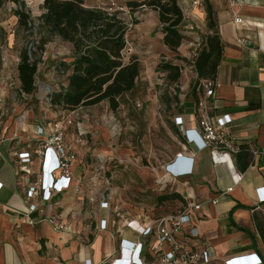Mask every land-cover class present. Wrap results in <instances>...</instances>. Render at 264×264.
<instances>
[{
  "label": "crops",
  "instance_id": "obj_1",
  "mask_svg": "<svg viewBox=\"0 0 264 264\" xmlns=\"http://www.w3.org/2000/svg\"><path fill=\"white\" fill-rule=\"evenodd\" d=\"M194 2L192 0L190 5L186 1L187 11L197 5ZM210 2L217 12L224 52L215 79V95L209 102L215 116L231 117L227 125L229 135L239 147H248L249 153L242 157L241 164L238 163V152L233 153V167H230L225 163L214 164L208 150H198L195 155L186 151L185 135L175 118L182 116L185 128H197L195 104L170 117L169 130L174 144L167 157L162 154V160L157 158L161 166L135 169L147 189L178 193L181 198L158 201L152 206L155 213L148 215L144 209L119 199L122 188L113 186L110 187L111 203L119 204L129 219L141 218L142 222L167 213L164 209L167 204H173L174 209L169 211L173 212L191 201L203 203L200 210L193 212V223L205 243L214 247L215 259L211 264H225L230 258L248 253H257L264 260V240L254 220V214H257L264 221V201L260 200L259 191L264 187V0H237V5H231L230 0ZM88 6L101 7L100 3ZM152 12L151 21L156 24L159 14L155 9ZM201 13L205 18L204 8ZM241 38L246 39L245 44L239 42ZM183 46L184 43L179 47L181 52ZM251 105L257 108L249 109ZM26 121L18 122L12 135L0 138V264H89L88 260L92 264H103L113 260L118 256L121 240L137 241L138 234L112 223L111 208H100L105 189L96 183L87 186L89 173L84 160L79 158L74 166L77 176L82 179L79 186L73 185L55 194L50 202L40 201L44 211L27 215V190L38 179L41 169V158L36 154L39 144L33 130L36 124L46 122L32 125ZM83 143H77L76 147L79 149ZM22 151L33 154L30 162L20 161L18 153ZM181 152L195 157L194 173L174 180L165 168ZM245 162L249 164L243 168L241 165ZM23 166L26 168L22 169ZM234 172L243 174L242 182L236 186L232 180ZM164 176L173 180L160 185L157 179ZM232 186L233 190L226 192ZM215 198L219 200L217 204L212 203ZM51 215L65 224L64 230L53 227L48 221ZM28 217L35 223L29 224ZM101 218L109 219L107 230H99ZM231 221L250 230L254 239ZM140 239L143 245L137 250L139 262L158 264L152 251L156 238Z\"/></svg>",
  "mask_w": 264,
  "mask_h": 264
},
{
  "label": "rangeland",
  "instance_id": "obj_2",
  "mask_svg": "<svg viewBox=\"0 0 264 264\" xmlns=\"http://www.w3.org/2000/svg\"><path fill=\"white\" fill-rule=\"evenodd\" d=\"M21 1L30 11L34 24L38 25L39 17L44 12V1ZM84 1L86 5L95 6L99 3L100 6H107L108 3V0ZM186 1L192 5V0H179L184 14H187L180 25L185 37L182 49L185 55L178 49L185 60L178 59L175 52L164 46L160 22L154 24L151 21L153 8L140 7L120 12V16L129 24L124 55L127 60L133 54L138 56L141 74L135 89L121 98V105L116 111L110 108L106 100L75 110L52 105L47 97L68 81L69 71L65 70L62 62L73 60V44L58 36H48L37 27L25 30L15 14L19 4L12 0L3 1L0 5V138L12 135L20 121L27 120L33 125L69 116L74 122H80L85 132L82 136L84 143L78 149L79 158L84 160L89 173L86 177L88 185L86 182L85 185L93 186L96 183L103 188L119 186L122 188L119 199L134 204L140 210L144 209L148 215L155 213L152 206L158 202L157 197L167 193L147 189L135 169L147 165L160 167L157 158L162 160L167 157L173 146L169 121L181 106L175 98L186 102L193 98L194 89L199 91L193 60L209 33L206 13L205 18L201 13L202 8L205 9V0H200L202 5H194L188 11ZM43 36L48 40L43 49H39ZM26 46L33 47L37 57H40L37 87L31 95L21 93L17 69L21 50ZM161 61H171L181 66L178 82H170L167 73L157 71ZM200 91L203 92L202 87ZM68 136L71 141L74 140L76 127H70ZM105 180H109V183ZM164 209L171 211L173 204L165 205Z\"/></svg>",
  "mask_w": 264,
  "mask_h": 264
},
{
  "label": "trees",
  "instance_id": "obj_3",
  "mask_svg": "<svg viewBox=\"0 0 264 264\" xmlns=\"http://www.w3.org/2000/svg\"><path fill=\"white\" fill-rule=\"evenodd\" d=\"M19 4L15 14L19 24L25 30L34 27L46 35L58 36L73 44L74 58L71 62H62L69 71L67 83L58 91L49 94L51 104L63 109L75 110L81 106L94 105L104 100L110 108L116 111L121 105V98L133 91L141 74V64L137 55H131L128 60L124 55L127 46L126 35L129 24L119 12H109L107 6L90 7L84 0H44V12L39 17L38 25L34 24L30 11L21 0H12ZM2 0H0L1 4ZM131 10L140 7H150L158 11L159 22L163 32L164 44L181 57L178 49L184 40L180 30L185 14L179 0H128ZM206 21L209 33L205 36L203 46L193 60L198 76L199 91L194 89L193 98L181 103L178 97L175 101L181 103L179 112L192 108L197 104L201 93V81L217 77L219 65L223 59L224 45L219 31L217 12L210 2L205 0ZM48 38L43 36L39 49H43ZM41 47V48H40ZM40 57L33 47H23L20 62L17 66L21 93L31 95L37 87V71ZM157 71L167 73L170 82H178L182 68L171 61H161ZM257 106H249L255 109ZM249 153V148H239V161ZM249 162L241 165L247 167ZM181 198L178 193L158 196V201ZM243 206V205H239ZM254 220L258 232L264 240V221L257 214ZM239 230L254 236L247 228L231 221Z\"/></svg>",
  "mask_w": 264,
  "mask_h": 264
},
{
  "label": "built area",
  "instance_id": "obj_4",
  "mask_svg": "<svg viewBox=\"0 0 264 264\" xmlns=\"http://www.w3.org/2000/svg\"><path fill=\"white\" fill-rule=\"evenodd\" d=\"M124 0H108L107 10L109 12H129L131 9ZM231 5H237V0H230ZM195 4L202 5V1L195 0ZM241 44L246 43V39L239 40ZM203 90L197 105L196 114L198 117L197 128H185L183 117L176 116L175 122L185 135L186 151L196 154L198 150H208L214 164L225 163L233 167L232 154L239 151V146L233 142L227 130L228 123L231 122L229 115L221 118L212 113L209 98L215 95L216 81L213 79H203L201 81ZM51 102L50 97H47ZM76 127L74 140L69 139L70 127ZM35 138L38 140V150L36 154L41 158V169L38 179L30 185L27 190L28 212L31 215L35 212H43L40 201L50 202L55 194L62 193L71 186H79L82 179L77 176L74 166L79 161L77 143H82L84 131L80 122H74L69 116H63L57 121H48L43 124H36L34 128ZM192 146V147H191ZM190 148V149H189ZM264 153V149L262 150ZM22 163L30 162L33 154L30 151L18 153ZM194 156L185 155L182 152L176 155L173 162L166 165V172L174 180L181 176L194 173ZM23 166L22 169H25ZM166 176L158 178L157 182L163 185L173 179H166ZM234 186L239 185L243 180V174L234 172L232 174ZM109 183V180H105ZM101 183V182H100ZM234 186L227 188L226 192L233 190ZM2 183L0 182V189ZM100 200V208H111L114 217L112 223L127 227L138 234L137 241L122 239L120 242L118 256L113 260L103 264H129L127 259H122L124 253L129 258L134 256V264H141L138 260L137 250L143 245L140 238H156L152 245V251L156 255L158 264H211L215 259L214 247L205 243L199 228L193 223V212L201 209L203 203L188 202L186 206L178 211L167 212L153 216L142 222L141 218L129 219L119 204L111 203L110 187H105ZM260 200L264 201V187L259 188ZM218 198L212 200L217 204ZM28 223L34 224L35 220L28 217ZM48 221L58 230H64L65 224L56 216L51 215ZM109 219L101 218L99 230H107ZM92 264L91 260H88ZM263 258L257 253H248L235 256L225 261V264H263Z\"/></svg>",
  "mask_w": 264,
  "mask_h": 264
},
{
  "label": "clouds",
  "instance_id": "obj_5",
  "mask_svg": "<svg viewBox=\"0 0 264 264\" xmlns=\"http://www.w3.org/2000/svg\"><path fill=\"white\" fill-rule=\"evenodd\" d=\"M122 259H127L129 264H134V256H131L130 258L128 256H126V254L124 253V257Z\"/></svg>",
  "mask_w": 264,
  "mask_h": 264
}]
</instances>
